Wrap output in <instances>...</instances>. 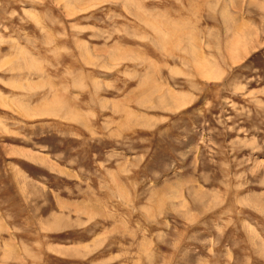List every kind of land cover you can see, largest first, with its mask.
I'll use <instances>...</instances> for the list:
<instances>
[{
    "label": "rangeland",
    "instance_id": "obj_1",
    "mask_svg": "<svg viewBox=\"0 0 264 264\" xmlns=\"http://www.w3.org/2000/svg\"><path fill=\"white\" fill-rule=\"evenodd\" d=\"M0 264H264V0H0Z\"/></svg>",
    "mask_w": 264,
    "mask_h": 264
}]
</instances>
